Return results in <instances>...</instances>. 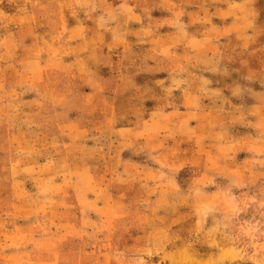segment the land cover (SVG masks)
<instances>
[{"label": "rangeland", "instance_id": "obj_1", "mask_svg": "<svg viewBox=\"0 0 264 264\" xmlns=\"http://www.w3.org/2000/svg\"><path fill=\"white\" fill-rule=\"evenodd\" d=\"M0 264H264V0H0Z\"/></svg>", "mask_w": 264, "mask_h": 264}]
</instances>
